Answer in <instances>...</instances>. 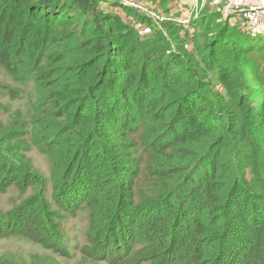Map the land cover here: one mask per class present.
Returning <instances> with one entry per match:
<instances>
[{
  "label": "trees",
  "instance_id": "16d2710c",
  "mask_svg": "<svg viewBox=\"0 0 264 264\" xmlns=\"http://www.w3.org/2000/svg\"><path fill=\"white\" fill-rule=\"evenodd\" d=\"M141 1L169 16L179 0ZM234 16L0 0V91L27 104L1 106L0 194L19 199L0 240L43 250L0 264L71 259L61 220L81 212L75 264H264V42Z\"/></svg>",
  "mask_w": 264,
  "mask_h": 264
},
{
  "label": "rangeland",
  "instance_id": "374dc122",
  "mask_svg": "<svg viewBox=\"0 0 264 264\" xmlns=\"http://www.w3.org/2000/svg\"><path fill=\"white\" fill-rule=\"evenodd\" d=\"M146 7L147 12L145 13L146 16L152 19L156 26L160 25L161 21L163 20H181L184 22L192 21L197 16L201 14V11L204 8L209 7V9H214L216 11V5H213L211 1L204 0H179L178 3L171 5V15L166 16L163 15L154 5L151 6L147 3H144L141 0H138ZM221 1L219 0L218 6L221 5ZM118 2V1H117ZM119 3V2H118ZM201 3V4H200ZM120 4V3H119ZM155 7V8H154ZM104 9H112L111 6L106 3L103 5ZM113 10V9H112ZM175 14V15H172ZM235 16V22L237 28L246 29L248 31L246 23L242 19V15L238 10H235L233 13ZM232 21V20H231ZM135 28L138 31V34H145L149 32V28L141 25L136 24ZM250 31V30H249ZM248 31V32H249ZM251 32V31H250ZM253 38H257V41L264 42V34H255V32H251ZM187 49H191V44H188ZM257 76L261 78V84L252 85L256 89L257 99L264 101V56L263 61H259L257 65ZM5 79V80H2ZM9 82V79L0 77V83ZM10 84V83H9ZM2 104H8L9 110L19 109L20 111L25 112L27 109V104L24 98L21 99H12L10 98V94H8V90L2 88L0 91V121L4 122L10 118V114H7V111L3 112L1 109ZM33 157L34 164L41 169L44 173L47 172V163L45 159L36 153H31ZM19 199V195L17 192H10V194H0V210L5 211L10 209L13 204V200ZM64 232L66 234L67 240L69 242L71 252H73V257L71 259H62V258H55L61 264H75L78 260H80V247L83 246L85 243V217L83 212L79 213L77 217L66 216L63 220H61ZM43 250L40 246L34 245L30 242H26L21 238H9V239H1L0 240V256L4 253H18L27 256L31 253H41ZM82 264H107L104 261L100 263H91L89 260H81ZM148 264V263H142Z\"/></svg>",
  "mask_w": 264,
  "mask_h": 264
},
{
  "label": "built area",
  "instance_id": "2783aa9c",
  "mask_svg": "<svg viewBox=\"0 0 264 264\" xmlns=\"http://www.w3.org/2000/svg\"><path fill=\"white\" fill-rule=\"evenodd\" d=\"M118 1L124 7H130L139 12L146 13L147 9L138 0H110ZM197 1V0H195ZM204 1V0H200ZM213 5H218L219 0H209ZM207 2V0H206ZM224 17L233 14L238 10L243 21L246 23L248 30L255 32V34H264V0H222ZM201 4V3H200ZM221 7V5H220Z\"/></svg>",
  "mask_w": 264,
  "mask_h": 264
},
{
  "label": "crops",
  "instance_id": "0c3cea01",
  "mask_svg": "<svg viewBox=\"0 0 264 264\" xmlns=\"http://www.w3.org/2000/svg\"><path fill=\"white\" fill-rule=\"evenodd\" d=\"M217 7H216V9L218 10V11H221V13H222V11H223V3H221V7L220 6H218V5H216ZM223 15V14H222ZM230 16V14L227 16V17H229ZM224 17V16H223Z\"/></svg>",
  "mask_w": 264,
  "mask_h": 264
}]
</instances>
